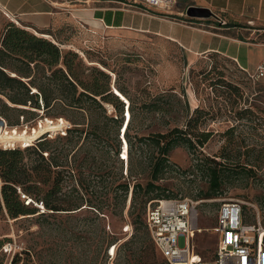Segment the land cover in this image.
<instances>
[{"label": "rangeland", "instance_id": "rangeland-1", "mask_svg": "<svg viewBox=\"0 0 264 264\" xmlns=\"http://www.w3.org/2000/svg\"><path fill=\"white\" fill-rule=\"evenodd\" d=\"M9 22L11 19L0 9V37ZM79 31L67 26L51 38L43 36L55 38L64 52L78 53L85 66L109 73L113 82L117 81V86L125 91L126 101L133 104L136 114L128 133L133 152H128L126 160L114 155L116 128L113 122L104 119L98 122L97 139L90 136L84 141V133L71 144L66 139L46 141L49 155L45 157L67 160L72 168H65L62 191L51 198L53 203L71 210L59 213L40 210L39 202L32 205L37 208L36 214L12 219L5 207L0 206V264H13L17 255L22 263L31 260L35 264H143L137 250L139 245L134 257L124 248L136 233L135 216L140 214L146 224L148 206L156 200L157 193L151 194V200L142 196L135 201V183L145 187L149 181V169L141 172L147 167L146 157L151 152L144 148L142 153L137 140L153 133H167L175 126L192 134L210 135L198 150L173 149L169 154L172 167L157 182L170 198H188L200 203L198 223L204 232L196 235L197 251L205 258L214 256L218 236L212 229L217 225L224 200L241 201L245 222L260 221L264 227V85L251 81L234 61L219 54L191 63L184 51L165 47L153 37L123 32L88 36ZM224 81L239 87L242 95L229 90ZM170 92L182 101L176 106V123H165L171 115L154 108L155 104L167 108ZM104 104L109 115L120 116L111 103ZM24 109L7 110L2 116L11 124L22 114L29 119L36 118L33 122L39 120V114L30 104ZM195 109L199 113L194 114ZM47 113L55 115L61 111ZM76 116L84 121V116ZM121 117L124 118V113ZM190 118L198 119V123H191V130L187 125ZM125 121L128 122V117ZM122 134L119 135L121 149L127 146L130 150L129 138ZM82 145L83 149L76 153ZM205 157L215 159L225 170L222 193L214 198H206L207 168L211 164L205 162ZM39 162L40 157L33 151L25 153L24 163ZM56 177L53 173L52 179ZM81 181L85 183L84 188ZM126 181L131 183L129 193L126 201L117 205L120 199L116 194L122 192L116 186ZM51 185L38 183L42 193L48 192ZM81 205V211L72 210ZM89 205L96 208L102 205L103 209L98 212ZM178 245L182 249L186 247L184 236L179 237ZM114 246L115 257L111 258L108 249ZM156 260L164 261L159 253Z\"/></svg>", "mask_w": 264, "mask_h": 264}, {"label": "trees", "instance_id": "trees-1", "mask_svg": "<svg viewBox=\"0 0 264 264\" xmlns=\"http://www.w3.org/2000/svg\"><path fill=\"white\" fill-rule=\"evenodd\" d=\"M43 35L54 36L50 33L33 32L12 20L3 29L0 37V116L7 110H26L24 108L30 104L39 114L38 119L65 118L72 124V128L66 136L44 137L25 149H4L0 147V206L5 207L12 219L36 214L38 212L37 208L57 213L71 210L63 209L53 203L51 198L54 194H59L62 191L64 184L62 176L67 171L65 168L69 167L71 170L72 168L67 160H61L56 156L46 158L49 155L46 141L66 139L71 144L75 142L76 138L81 139L84 133L86 134L84 141L89 140L90 136L97 139L98 122L104 119L113 122L116 128V144L113 145L114 155L116 157L120 155L122 160H126L128 156L126 159L122 157L124 146L121 149L119 135L125 130L122 135L129 138L128 133L136 116L133 104L117 95L116 90L126 97L125 91L117 86V81L113 82L109 73L97 67L85 66L78 53L73 51L64 52L55 38L51 40V37L47 38ZM214 54L216 53L210 55ZM239 69L245 72L240 67ZM85 72L88 73L85 74ZM224 82L229 90H235L239 95H242L239 87ZM33 89L36 90L35 93H32ZM167 97L169 99L167 108H161L157 104L154 105V108L156 111H165L171 115L165 123H176L178 120L175 115L176 106L182 104V101L176 93L170 92ZM104 103H111L120 116L124 113V118L109 115ZM127 109L131 113L129 122L125 121ZM49 110H60L61 113L50 115L47 113ZM197 113H199V109H195L194 114ZM76 114L84 116L85 119L83 118V120L85 122L80 121ZM21 117H24L25 122H32L36 119H29L22 114L15 124H10L20 125ZM86 119L89 120V123L86 122ZM187 123L190 129L191 123H198V119L190 118ZM209 136V133L206 132L192 134L190 131L175 126L170 128L167 133H153L149 136L139 137L137 140L139 150L143 153L144 148H148L151 152L146 157L147 167L142 169L141 172V174L146 173L149 169V181L145 187L142 183H135V201H139L142 196L151 200V194L154 192H157L154 195L156 200L170 198V196L164 195L163 188L157 184L172 167L169 160L170 152L178 147H186L190 151L198 150V147L203 148ZM128 141L130 145L128 152L130 151L132 154L134 145L130 138ZM82 147L83 145L76 149V153L81 151ZM29 151H33L40 157L38 164L28 165L24 163L25 153ZM205 158V162L211 164L207 168L209 192L206 194V198H214L222 193L225 170H223L221 163H218L215 159ZM53 173H56L57 177L52 179ZM38 183H41L42 186L52 184V187L48 192L42 193ZM115 183L116 181H111L112 185ZM130 184V181H126L116 186L117 191L122 192L116 194L117 199H120L117 205L126 201ZM80 185L84 188L85 183L81 181ZM142 191H144V194L141 193ZM22 194L31 199L29 204L22 199ZM39 202L43 204V209L39 206L37 208L32 207V205L39 204ZM83 205L72 210L81 211ZM89 206L95 207V205ZM102 209V205L96 208L98 212ZM133 224L137 226L136 233L124 245L126 251L130 252V256L134 257L138 253L136 251L139 250V258L143 264H168L165 260H156L159 252L140 214L135 216ZM108 252H110L109 249ZM13 264L35 263L31 260L22 263L17 255Z\"/></svg>", "mask_w": 264, "mask_h": 264}, {"label": "crops", "instance_id": "crops-1", "mask_svg": "<svg viewBox=\"0 0 264 264\" xmlns=\"http://www.w3.org/2000/svg\"><path fill=\"white\" fill-rule=\"evenodd\" d=\"M190 6L208 8L213 15L189 17ZM0 9L36 33L55 34L73 26L88 36L123 32L153 37L184 51L191 63L216 53L254 73L264 58V0H189L170 10H140L126 0H0Z\"/></svg>", "mask_w": 264, "mask_h": 264}, {"label": "built area", "instance_id": "built-area-1", "mask_svg": "<svg viewBox=\"0 0 264 264\" xmlns=\"http://www.w3.org/2000/svg\"><path fill=\"white\" fill-rule=\"evenodd\" d=\"M179 1L189 0H126L140 10L152 7L170 10ZM243 70L254 83L264 85V58L254 73ZM35 92L33 89L32 93ZM71 128L72 124L65 118H43L37 122H25L24 117H21V124L14 126L0 116V147L25 149L44 137L66 136ZM17 133H25L30 139L18 140L14 138ZM2 137L7 139L1 140ZM22 199L27 204L31 201L24 194ZM199 204L188 198H162L149 204L146 225L157 251L168 264H264V227L260 221L257 224L245 222L243 203L238 200H224L221 203L217 225L212 229L218 236L214 256L205 258L198 252L194 241L196 235L204 232L198 223ZM40 207L43 208L42 203ZM181 236L186 239V247L183 249L178 245ZM114 248L109 252L111 258L115 257L112 253Z\"/></svg>", "mask_w": 264, "mask_h": 264}, {"label": "bare ground", "instance_id": "bare-ground-1", "mask_svg": "<svg viewBox=\"0 0 264 264\" xmlns=\"http://www.w3.org/2000/svg\"><path fill=\"white\" fill-rule=\"evenodd\" d=\"M116 92H117V95H120L121 96V99H123V100H127L126 99V97L120 92V91H118V90H116ZM130 112V111H129ZM130 118V120H131V113H128L126 116H125V118ZM129 122V121H128ZM125 124V123H124ZM127 125H128V123H127ZM42 128L44 129V126H42ZM41 132V131H40ZM38 134V132L34 135V136H32V138L33 137H35L36 135ZM14 138H16V139H18V140H21V139H25V140H28V139H30V137L29 136H27V134H19V133H17L16 134V136H14ZM5 139H7L6 137H2L1 138V140H5ZM128 154V148H127V146H125L124 147V153H123V158H127V155ZM43 209V208H42ZM262 233L264 234V229L262 230ZM115 252H116V248H114L113 250H112V253H114L115 254Z\"/></svg>", "mask_w": 264, "mask_h": 264}, {"label": "water", "instance_id": "water-1", "mask_svg": "<svg viewBox=\"0 0 264 264\" xmlns=\"http://www.w3.org/2000/svg\"><path fill=\"white\" fill-rule=\"evenodd\" d=\"M187 15L189 17L207 18V17H211L213 13L208 8L190 6L187 9Z\"/></svg>", "mask_w": 264, "mask_h": 264}]
</instances>
